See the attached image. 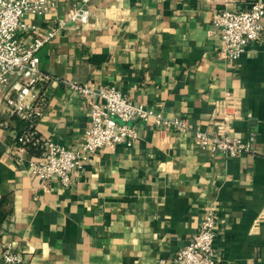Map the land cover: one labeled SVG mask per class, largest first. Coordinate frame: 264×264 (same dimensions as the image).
<instances>
[{
    "label": "crops",
    "instance_id": "1",
    "mask_svg": "<svg viewBox=\"0 0 264 264\" xmlns=\"http://www.w3.org/2000/svg\"><path fill=\"white\" fill-rule=\"evenodd\" d=\"M259 1L95 0L87 25L64 29L58 20L78 0L27 15L23 43L56 32L38 54L47 80L31 98L42 102V138L83 145L89 104L73 83L115 87L189 131L138 122L133 147L99 151L69 187L43 185L34 155L14 148L19 129L0 90V256L8 246L23 264H172L215 211L218 264H264V32L233 62L214 25L218 13ZM195 132L256 140L250 154L214 156Z\"/></svg>",
    "mask_w": 264,
    "mask_h": 264
},
{
    "label": "built area",
    "instance_id": "2",
    "mask_svg": "<svg viewBox=\"0 0 264 264\" xmlns=\"http://www.w3.org/2000/svg\"><path fill=\"white\" fill-rule=\"evenodd\" d=\"M94 1L78 0L65 17L58 20V29L87 25ZM56 7V0H0V90L4 92V105L9 116L28 123V129L20 135L14 148L20 153L36 148L38 155L30 163L33 177L43 185L57 179L62 186H71L73 174L80 171L91 156L107 147H133L139 139V130L133 124L138 122L152 123L157 128L189 131L182 120H168L154 108L135 104L115 87L96 91L91 84L73 83L71 89L87 98L89 104L91 124L83 145L78 150L70 149L42 138L37 130L43 116L42 102L31 101V98H34V90L47 80L40 70L38 54L56 32L28 43H23L19 34L33 29L24 23L27 15H47ZM214 25L221 31L222 55L233 62L239 61L248 44L257 42L264 32V1L253 4L247 11L220 12L214 17ZM95 99H100L101 103ZM195 138L202 150L230 158L252 153L256 140L254 134L248 140H242L202 132H195ZM217 226V212H207L198 232L178 252L172 264H218ZM0 258L4 264H23L24 261L21 252L8 246Z\"/></svg>",
    "mask_w": 264,
    "mask_h": 264
},
{
    "label": "trees",
    "instance_id": "3",
    "mask_svg": "<svg viewBox=\"0 0 264 264\" xmlns=\"http://www.w3.org/2000/svg\"><path fill=\"white\" fill-rule=\"evenodd\" d=\"M12 120L15 122V124H17V128L19 129V134H18V138L20 137V135L26 131L28 129V123L20 120L19 118L17 117H14L12 118ZM18 140V139H17ZM29 153L32 154V155H38V152L36 150L35 147H32L29 149ZM5 219V215L1 212V209H0V223L3 222V220Z\"/></svg>",
    "mask_w": 264,
    "mask_h": 264
}]
</instances>
